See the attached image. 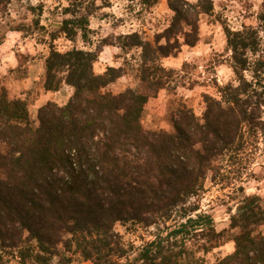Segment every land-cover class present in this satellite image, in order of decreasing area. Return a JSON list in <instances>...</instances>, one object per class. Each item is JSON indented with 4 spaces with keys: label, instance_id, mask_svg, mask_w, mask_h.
Instances as JSON below:
<instances>
[{
    "label": "trees",
    "instance_id": "1",
    "mask_svg": "<svg viewBox=\"0 0 264 264\" xmlns=\"http://www.w3.org/2000/svg\"><path fill=\"white\" fill-rule=\"evenodd\" d=\"M10 1L0 0V10ZM168 8L170 24L155 44L137 33L117 38L122 51L141 50L130 70L139 85L105 91L129 71L96 73L97 52L52 47L43 89L70 87L65 105L46 102L35 122L25 101L0 92V264H123L134 248L123 244L116 224L154 229L125 264H207L204 256L229 242L233 252L210 264H264L259 196H247L223 231L198 200L208 175L214 181L223 175L227 162H236L264 132V13L261 30L224 28L240 84L217 86V97L205 95L199 116L182 106L172 132H150L142 125L145 105L175 79L160 61L199 42V21L211 15L213 0H172ZM66 13L72 18L62 21L59 33L87 39L88 18L69 8Z\"/></svg>",
    "mask_w": 264,
    "mask_h": 264
},
{
    "label": "rangeland",
    "instance_id": "2",
    "mask_svg": "<svg viewBox=\"0 0 264 264\" xmlns=\"http://www.w3.org/2000/svg\"><path fill=\"white\" fill-rule=\"evenodd\" d=\"M169 1L172 0H11L0 10V92L4 90L10 100L25 101L30 118L35 122L39 107L46 102L65 105L72 96L70 87L63 85L58 92L43 89L44 62L52 47L61 53L72 49L97 52L96 73L107 67L129 71L105 91L116 93L139 85L130 70L140 63L141 50L122 51L117 38L137 33L144 41L155 44L172 18ZM182 1L195 3L197 0ZM67 8L75 10L77 16L88 18L87 39L78 33L75 39L69 40L59 33L62 21L72 18L66 13ZM261 13H264V0H213L211 15L200 18L199 42L194 47L182 45L180 52L160 61L164 68L174 71L175 79L145 105L143 128L150 132H172L173 119L182 106L199 116L205 110V95L217 97V86L239 85L229 64L224 28L261 30ZM260 38L263 51L262 31ZM179 40L183 42L182 33ZM104 41L111 45L103 46ZM251 76L249 72L244 73L247 81ZM139 90L143 91L142 86ZM262 120L264 122V110ZM236 162H227V171L214 177L215 181L208 175L198 199L201 211L213 218L217 231L228 230L231 216L237 213L247 196H259L264 204V132L252 140ZM115 231L127 248H134L123 264L133 262L137 249L154 234L153 228L120 224L115 225ZM259 232L264 234V226ZM233 250V243L229 242L206 254L204 260L207 264L213 263ZM71 264L91 263L76 259Z\"/></svg>",
    "mask_w": 264,
    "mask_h": 264
}]
</instances>
